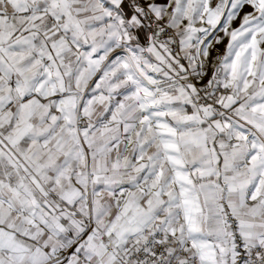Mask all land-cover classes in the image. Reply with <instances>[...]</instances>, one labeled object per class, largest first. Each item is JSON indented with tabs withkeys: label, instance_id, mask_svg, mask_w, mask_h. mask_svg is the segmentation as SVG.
<instances>
[{
	"label": "snow or ice",
	"instance_id": "6c2138e0",
	"mask_svg": "<svg viewBox=\"0 0 264 264\" xmlns=\"http://www.w3.org/2000/svg\"><path fill=\"white\" fill-rule=\"evenodd\" d=\"M0 264H264V0H0Z\"/></svg>",
	"mask_w": 264,
	"mask_h": 264
}]
</instances>
